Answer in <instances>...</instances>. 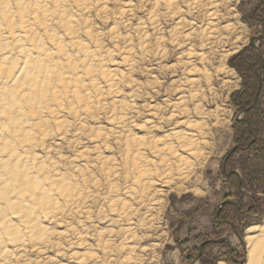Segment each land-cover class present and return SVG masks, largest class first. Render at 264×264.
<instances>
[{
	"label": "bare ground",
	"instance_id": "obj_1",
	"mask_svg": "<svg viewBox=\"0 0 264 264\" xmlns=\"http://www.w3.org/2000/svg\"><path fill=\"white\" fill-rule=\"evenodd\" d=\"M64 1L0 0V264L12 262L14 253L25 246L27 238L29 243L31 239L44 241L47 230L42 222L57 217L62 203L68 208L75 198L72 205L77 204L78 210L82 184L69 174L71 170L60 167L57 157L49 156L48 129L56 124L59 132L61 114L66 109L75 111L74 103L81 105L87 99V104L93 98L96 77L110 91L116 86L114 68L97 60L98 49H90L73 38L75 21L67 14ZM72 1L75 6H83L86 0ZM204 1L201 0L202 5L200 0H176L175 4L181 5L177 8L174 4L177 11L172 12L177 17L170 44L174 51H180L178 61L183 64V83L176 86L181 91L168 103L166 123L175 118L174 127L162 137L152 136L155 125L150 116L143 121L147 131L139 138L125 141L122 173L118 166L108 175L102 200L105 204L100 209L103 215L95 221L102 222L103 229L94 235L91 247L83 249L78 263L150 264L146 247L139 242L143 237L140 230L153 220L157 201L154 198L158 195L153 185L172 188L179 184L173 189L177 193L185 190L193 173L191 168H200L212 152L213 144L208 143L211 136L206 137L210 134L206 129L211 123H223L220 108L234 72L225 60L240 50L242 41L231 23L239 0ZM54 28L62 29L67 41ZM88 31L85 33L89 37ZM66 45L74 54L67 52ZM123 119L117 126L124 124ZM157 161L163 164L164 175L153 179L150 166ZM121 178L124 186L119 189L115 183L122 182ZM88 215L85 219H90ZM77 222L80 225L75 232V244L79 247L87 241L80 236L88 233L80 232L86 224L82 220ZM243 241L244 264H264V217L260 224L253 223L245 229ZM17 255L14 260L19 261Z\"/></svg>",
	"mask_w": 264,
	"mask_h": 264
},
{
	"label": "rangeland",
	"instance_id": "obj_2",
	"mask_svg": "<svg viewBox=\"0 0 264 264\" xmlns=\"http://www.w3.org/2000/svg\"><path fill=\"white\" fill-rule=\"evenodd\" d=\"M169 1L173 3L170 6L166 4ZM72 2L65 0L64 5L67 14H71L75 21L73 38L84 42L90 49H98L97 60L114 68L116 86L110 91L102 79L96 77L97 89L95 93L90 91L93 98L87 104V99L81 105L73 102L77 104L74 105L75 111L66 109L68 112L65 110L61 114L62 123L57 124L58 129L62 125L59 132L56 124L48 129L46 145L50 147L49 156L57 157L60 167L71 170L69 174L82 184L78 210L77 204L72 205L75 198L68 208L62 203L56 212L57 217L42 222L47 230L44 241L31 239L29 243L27 238L25 248L16 251L14 263L9 264H81L77 258L84 248L91 247L94 235L103 229V223L95 221L103 215L100 209L105 204L102 200H105L103 194L106 193L108 175L119 169L118 166L121 170L125 141L141 137L147 131L143 121L150 116L154 118L150 117L155 125L152 136L162 137L174 127L172 120L175 118L168 123L166 121L170 113L169 104L181 91L177 87L178 83H183V72L180 71L183 64L178 61L180 51L172 49L170 39L177 17L173 13L181 4H175L176 0H86L83 6L78 3L75 6ZM261 2L239 0L235 6L231 23L242 45L239 51L225 60L227 67L234 71L230 79L232 85L224 93L225 101L220 108L223 123H211L209 127L206 124V131L210 133L206 137L211 136L208 143L213 147L207 161H204L205 165L197 170L194 166L191 168L194 174H190V180L185 184L187 190L181 189L177 193L173 188L179 184L172 188L153 185L158 193L154 198L157 201H154L153 220L140 230L143 237L139 242L146 247V259L152 261L150 264H244L245 229L263 220L264 188L249 189L241 187L240 182L236 187V182L226 180L229 169L223 168L225 157L235 150L230 164L231 169L240 175L239 160L249 157L245 149L256 140L264 143V16L259 13ZM174 4L178 7L175 8ZM84 29L89 30V37L93 40ZM54 30L67 41L68 36H64L62 29ZM66 49L74 54L69 45ZM245 61L247 68L244 67ZM253 107H256L259 125L253 128L247 142H239L238 131L246 130V122L250 119L245 111ZM124 117V124L117 126L120 118ZM157 117L163 120L159 121ZM163 172L161 162H153L150 166L153 179ZM115 184L122 189L123 179ZM190 187H196L195 191ZM161 193L162 197L159 196ZM227 203L230 206L225 207ZM248 206L255 210L248 209ZM219 212L230 218L224 220ZM86 214L93 218L85 219ZM79 220L86 224L80 232L88 234L80 236L87 241L78 247L75 232L79 231ZM150 225L153 227L148 228Z\"/></svg>",
	"mask_w": 264,
	"mask_h": 264
},
{
	"label": "trees",
	"instance_id": "obj_3",
	"mask_svg": "<svg viewBox=\"0 0 264 264\" xmlns=\"http://www.w3.org/2000/svg\"><path fill=\"white\" fill-rule=\"evenodd\" d=\"M259 8H261L262 10L259 11V13H261V15L264 16V0H262ZM239 56V54H238ZM246 61H249L246 60ZM244 62V67H248V63ZM256 107L250 108L249 110L245 111L246 115H248V117H250V119L246 122L247 123V128L246 130L244 129H240L238 131V135H239V142H244V141H248L249 138V134H251V131H253V128H255V126H258L259 123L258 121V114L257 112H255ZM245 151L249 154V157L239 160V166L241 169V173L240 175L237 174L234 170H232L231 168V164L230 161L232 159V156L234 155V153L236 152L235 150H233L231 153H229L226 157H225V163H224V169H229V174L226 177V180L229 182H236V187H237V183L240 182L241 187L246 186L247 188L249 187V189H253V188H260L263 189L264 188V143L263 142H258V140H256L252 145H250L248 148L245 149ZM230 166V168H229ZM256 198H253V201ZM225 207L230 206V204H225ZM248 209L254 211V207L252 206H248ZM257 211V208H256ZM224 212H219V216L224 217L227 221V218H230L228 215H223ZM223 220V219H222ZM241 223V222H240Z\"/></svg>",
	"mask_w": 264,
	"mask_h": 264
},
{
	"label": "water",
	"instance_id": "obj_4",
	"mask_svg": "<svg viewBox=\"0 0 264 264\" xmlns=\"http://www.w3.org/2000/svg\"><path fill=\"white\" fill-rule=\"evenodd\" d=\"M255 39V38H252V40Z\"/></svg>",
	"mask_w": 264,
	"mask_h": 264
}]
</instances>
